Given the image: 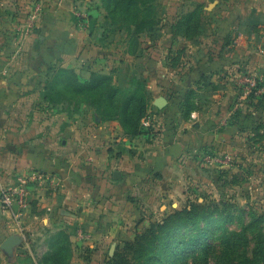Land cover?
I'll list each match as a JSON object with an SVG mask.
<instances>
[{"label":"crops","instance_id":"obj_1","mask_svg":"<svg viewBox=\"0 0 264 264\" xmlns=\"http://www.w3.org/2000/svg\"><path fill=\"white\" fill-rule=\"evenodd\" d=\"M97 2L0 0V191L31 170L57 185L33 191L21 229L0 209V264L53 261L64 236L68 261H84L82 231L111 243L124 232L112 225H136L150 204L174 198L214 152L244 165L264 149L242 83L248 74L264 83V0H213L193 34L161 19L135 41ZM105 77L124 101L141 90L151 134L130 137L124 114L100 106Z\"/></svg>","mask_w":264,"mask_h":264},{"label":"rangeland","instance_id":"obj_2","mask_svg":"<svg viewBox=\"0 0 264 264\" xmlns=\"http://www.w3.org/2000/svg\"><path fill=\"white\" fill-rule=\"evenodd\" d=\"M141 1L133 0L126 9L120 0L111 3L118 30L135 31L148 11L149 17L158 19L156 27L167 19L176 32L188 28L194 33L202 17L203 25L208 19V2L213 0H146L145 5ZM97 5L96 11L106 16L100 0ZM247 97L256 112L248 128L264 141V101ZM217 154L232 157L227 152L212 156ZM256 156L244 165L214 160L195 165L190 179L175 184L174 198L150 204L136 225H112L124 231L117 229L120 235L113 242L98 244L82 231L77 248L86 257L68 264H264V149L259 148ZM92 252L100 259L92 262Z\"/></svg>","mask_w":264,"mask_h":264},{"label":"trees","instance_id":"obj_3","mask_svg":"<svg viewBox=\"0 0 264 264\" xmlns=\"http://www.w3.org/2000/svg\"><path fill=\"white\" fill-rule=\"evenodd\" d=\"M119 1V0H118ZM123 3V6L126 8H130L131 2L133 0H120ZM114 0H100L101 8L103 10L107 11L106 18L109 20L110 25L114 26L116 28V20L113 17V11L111 7V3L113 4ZM141 5H145L147 3L146 0H143L140 2ZM148 12V11H147ZM142 17V19L139 21V25L136 26V30H129L126 29L125 31H122L130 37L131 40H136V37H138L142 33H149L152 32L155 27L158 24V19L155 17H149L147 14ZM83 21V20H82ZM188 23V22H187ZM186 23V24H187ZM197 26L194 30H196ZM117 29V28H116ZM117 31L121 32V30ZM179 32L184 31L186 34L192 33V31H188L187 29L178 30ZM105 81V82H103ZM109 81L108 78H103L102 82L97 85L96 88L97 92L99 94L98 97H100V100H97L99 102L100 106H112L111 109L115 106V109L119 112H122L124 114V127L130 131V137L136 136L138 134H143L144 132L147 134H151L152 127L148 130H142L141 128V120L147 116H149L148 113H146V106L144 103V98L141 94V90L138 88L132 98L130 100L124 101V93L123 91L119 89H110L108 90V87L106 85V82ZM264 87V83H263ZM253 94L251 95V98H253ZM259 98V101H264V93L257 97ZM129 133V132H128ZM65 237V236H64ZM62 238V241L60 243V247H56L55 253L52 257L53 261H46L45 264H68V259L70 258L71 252H70V245L68 243V238L65 237Z\"/></svg>","mask_w":264,"mask_h":264},{"label":"built area","instance_id":"obj_4","mask_svg":"<svg viewBox=\"0 0 264 264\" xmlns=\"http://www.w3.org/2000/svg\"><path fill=\"white\" fill-rule=\"evenodd\" d=\"M76 20L78 26L82 27L84 22L80 14H76ZM242 83L246 96L253 94L255 97H259L264 93L263 81L256 74L245 75L242 78ZM151 127L152 122L150 116L141 120L142 130H148ZM213 160L223 165L233 164L232 157L227 154L222 156H218L217 154L208 157L205 160V164ZM43 183H49L52 186L55 184L49 175L40 170H31L26 174L16 175L15 184L12 187H4L1 189L0 209L10 213L12 222L17 229H21L25 217L33 212V191ZM56 186V184L53 186L54 190H56ZM79 236L83 238L82 233Z\"/></svg>","mask_w":264,"mask_h":264},{"label":"water","instance_id":"obj_5","mask_svg":"<svg viewBox=\"0 0 264 264\" xmlns=\"http://www.w3.org/2000/svg\"><path fill=\"white\" fill-rule=\"evenodd\" d=\"M163 102V100H162ZM16 241L13 238H8L5 240V242L2 245V249L9 253L11 252L12 247L15 245Z\"/></svg>","mask_w":264,"mask_h":264}]
</instances>
